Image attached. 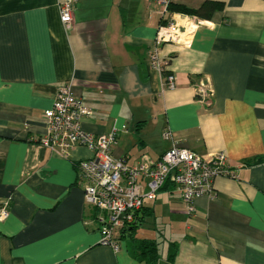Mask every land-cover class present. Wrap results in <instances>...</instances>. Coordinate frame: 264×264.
I'll use <instances>...</instances> for the list:
<instances>
[{"label":"crops","instance_id":"0c3cea01","mask_svg":"<svg viewBox=\"0 0 264 264\" xmlns=\"http://www.w3.org/2000/svg\"><path fill=\"white\" fill-rule=\"evenodd\" d=\"M63 1L0 0V206L9 205L0 264H264V0H212L224 9L160 47L175 90H165L150 55L161 25L184 32L192 16L163 17L149 0H81L66 31ZM204 80L208 102L196 93ZM66 85L91 111L86 132L116 133L115 158L156 162L172 146L169 130L199 155L225 152L238 178H216L193 216L169 185L144 202L136 229L119 232L118 251L102 245L77 170L92 152L75 146L65 158L40 142L44 112ZM145 239L159 243L155 263L139 252Z\"/></svg>","mask_w":264,"mask_h":264},{"label":"built area","instance_id":"2783aa9c","mask_svg":"<svg viewBox=\"0 0 264 264\" xmlns=\"http://www.w3.org/2000/svg\"><path fill=\"white\" fill-rule=\"evenodd\" d=\"M81 0H64L60 4V20L66 31L73 28L75 11ZM160 8L165 17L170 13L173 0H149ZM181 32L178 23L171 21L161 25L156 48L149 64L164 76L165 90L177 88L176 76L167 72L169 60L160 56L159 49L165 43L180 41L202 25L196 17ZM197 98L211 101L214 92L208 80L196 87ZM91 115L90 109L78 98L71 85L61 87L53 106L44 112L47 133L41 144L68 158L75 146L92 152V157L77 165L79 184L85 193L86 204L98 211L101 223V244L114 250L120 249L118 234L137 223L138 213L146 200L153 201L167 185L175 187L187 206L188 215L197 213L196 200L215 195L214 181L218 177L238 178V168L230 166L225 152L202 156L179 145L171 131L163 133V139L171 141V148L156 162L141 158L129 164L125 158H115L112 146L116 133L94 135L86 132L82 121ZM9 216V205L0 206V220Z\"/></svg>","mask_w":264,"mask_h":264},{"label":"trees","instance_id":"16d2710c","mask_svg":"<svg viewBox=\"0 0 264 264\" xmlns=\"http://www.w3.org/2000/svg\"><path fill=\"white\" fill-rule=\"evenodd\" d=\"M169 9H170V12L181 13V14L196 17L202 20H211L213 16L215 15V13L222 11L224 9V4L221 2L208 0V1H205L199 8L193 9L185 5L172 3ZM259 162L260 160H256L249 164L256 165ZM140 212L138 213V216H137V223L131 227L132 230L136 229L140 225V222L142 221V218H140V215H139ZM139 252L141 253L143 257H146L150 263H155L158 259V254H159V243L155 240L145 239L144 241H142L141 245L139 246ZM173 257L174 256H171V259H170L171 261L173 260Z\"/></svg>","mask_w":264,"mask_h":264},{"label":"rangeland","instance_id":"374dc122","mask_svg":"<svg viewBox=\"0 0 264 264\" xmlns=\"http://www.w3.org/2000/svg\"><path fill=\"white\" fill-rule=\"evenodd\" d=\"M146 227V226H145ZM146 228H149V227H146ZM148 232V233H147ZM146 234H148V236H151L152 235V232H149L147 231ZM161 239V238H160Z\"/></svg>","mask_w":264,"mask_h":264}]
</instances>
